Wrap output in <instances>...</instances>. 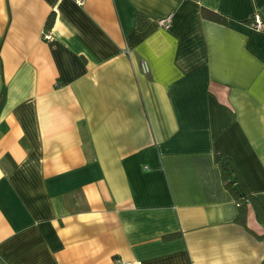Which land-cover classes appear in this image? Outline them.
Returning <instances> with one entry per match:
<instances>
[{
  "label": "crops",
  "instance_id": "0c3cea01",
  "mask_svg": "<svg viewBox=\"0 0 264 264\" xmlns=\"http://www.w3.org/2000/svg\"><path fill=\"white\" fill-rule=\"evenodd\" d=\"M256 14L264 0H0V264H264V222L250 203L236 221L220 169L264 211Z\"/></svg>",
  "mask_w": 264,
  "mask_h": 264
},
{
  "label": "trees",
  "instance_id": "16d2710c",
  "mask_svg": "<svg viewBox=\"0 0 264 264\" xmlns=\"http://www.w3.org/2000/svg\"><path fill=\"white\" fill-rule=\"evenodd\" d=\"M200 13L203 17L224 23L225 18L206 7H202ZM53 24V14L50 13L45 21V29H49ZM221 174L225 183V187L231 192L235 201L238 204V213L236 216V221L241 223L246 227L245 218H246V208L250 203L255 211V215L258 220L264 222V211L261 210L259 205L255 202L253 196L247 192V190L242 186L239 176L234 168V165L229 159H223L220 164Z\"/></svg>",
  "mask_w": 264,
  "mask_h": 264
},
{
  "label": "built area",
  "instance_id": "2783aa9c",
  "mask_svg": "<svg viewBox=\"0 0 264 264\" xmlns=\"http://www.w3.org/2000/svg\"><path fill=\"white\" fill-rule=\"evenodd\" d=\"M169 20H170V15H167L161 19H159V24L163 27H166L169 23ZM251 26L257 30H260L262 29V26H264V23H262V20L261 18L259 17L258 14L254 15L251 22H250ZM44 37L45 38H50L49 34L48 33H45L44 34ZM140 66H141V69L143 70V72H147L149 70L146 62L144 60H141L140 61ZM118 264H131V263H128V262H124V261H118Z\"/></svg>",
  "mask_w": 264,
  "mask_h": 264
}]
</instances>
